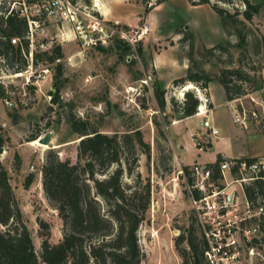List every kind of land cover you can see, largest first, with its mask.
<instances>
[{"label":"rangeland","instance_id":"374dc122","mask_svg":"<svg viewBox=\"0 0 264 264\" xmlns=\"http://www.w3.org/2000/svg\"><path fill=\"white\" fill-rule=\"evenodd\" d=\"M112 1L115 7L110 10L116 15H127L125 22L107 19L94 0H90V6L105 21L117 22L129 30L128 37L133 42L129 50L119 49L117 40L102 48L82 50L70 24L53 17L42 20L33 52L59 45L62 57L48 64L40 60L33 64L32 74L23 71L17 77L6 79V97L13 105L6 104L5 97L0 95V137L3 139L0 165L8 174L41 260L43 236L47 234L50 244L58 243L62 236V220L42 189L41 166L50 148L61 159L75 161L79 138L67 123L68 113L88 119L107 133L138 127L150 145V155L146 158L144 153H138L137 168L151 184L150 207L137 231L142 253L140 264H180L174 238L188 225L195 207L198 208L180 173L182 166L186 162L214 161L220 152L228 157L253 151L258 152L255 158L264 160V0H250L262 2L261 10L250 20L239 15L243 23L236 30L222 26L211 3L216 1L232 12L234 7H242L241 0H210L199 5H192L188 0H165L144 15L143 6L136 0ZM238 31L244 39H239ZM188 33L192 35L193 69L196 65L217 76L223 68L240 67L248 77L241 82L244 94L227 100L217 79L210 81L206 90L191 82L185 83L191 84L185 90L184 85L172 84L174 78L186 73L190 64L189 42H180ZM39 42L51 47L39 49L36 47ZM221 42L225 43V50H215L213 55L205 53V49ZM57 62L62 64L60 74L55 67ZM43 68H48V72L43 74ZM154 82L166 89L165 112L159 109L154 98ZM56 86L60 95L57 104L50 99ZM186 90H192L207 109V104L213 102L208 119L218 127L219 136L202 152L187 146L191 142L186 133L188 129H201L203 117L194 115L183 122L172 115L170 99L181 101ZM242 108L249 115L247 127L232 120L233 114ZM45 133L51 137L48 145L37 141ZM35 134L37 138L29 140ZM30 174L32 181L25 187ZM226 176V182H233L238 174L226 172ZM123 179L133 183L132 177L126 174ZM220 184L224 185L225 180ZM229 186L240 197L237 207L230 206L227 213L205 215V221L211 226L207 236L211 246H215L210 258L214 264H264V201L258 205V213L255 209L247 213L240 182ZM39 220L48 227H41Z\"/></svg>","mask_w":264,"mask_h":264},{"label":"trees","instance_id":"16d2710c","mask_svg":"<svg viewBox=\"0 0 264 264\" xmlns=\"http://www.w3.org/2000/svg\"><path fill=\"white\" fill-rule=\"evenodd\" d=\"M90 6V0H71ZM143 6L146 14L154 5L165 0H136ZM192 5L210 3V0H188ZM231 2L232 0H226ZM153 2V3H152ZM242 7L229 8L211 3V8L219 15L222 26L236 30L243 23V19L250 20L254 14L260 12L262 2L241 0ZM141 15V17H142ZM26 30V22L17 15L0 16V33L5 39H0V52L10 64L17 63L16 70L21 71L26 60L21 54L20 46L14 47L10 36L22 37ZM184 36L189 46L188 61L194 59L192 35ZM239 39L244 35L238 31ZM190 39V40H189ZM23 46L27 42L21 40ZM119 49L129 50L130 46L124 42L115 41ZM102 48V46H99ZM225 43H217L205 49L210 55L215 50H225ZM140 50V48H139ZM215 55V54H214ZM62 57L59 45L50 50H40L34 53L35 64L38 61L54 63ZM193 63V62H192ZM192 63L187 65L183 76L172 80L173 85H184L191 82L206 90L213 79H217L223 86L226 99L232 100L244 94L241 82L247 79L242 68H223L217 76L201 68L195 69ZM62 64L57 62L55 67L60 74ZM58 85V84H57ZM183 86V87H184ZM153 95L159 109L165 112L166 89L159 82L153 83ZM0 95L6 96L0 86ZM51 103H60L58 86L51 95ZM173 117L184 119L195 115L201 105L199 97L192 91L186 90L183 99H170ZM207 107L212 108L211 102ZM13 115V114H11ZM17 118L15 116L14 121ZM67 123L71 130L78 134L76 145V159H61L54 148H50L41 166V184L45 197L57 210L62 220V236L58 243L50 244L47 234L42 238L41 260L35 252L29 229L27 228L18 202L9 183L6 170L0 165V264H140L142 253L139 246L138 228L146 218L150 207L151 184L149 178H143L138 170V153L150 155V145L143 138L138 127L121 133L103 132L88 119L75 116L72 112L67 115ZM35 134L29 138H37ZM3 139L0 137V150ZM209 146V144H208ZM236 160L251 162L255 157L242 156L226 158L217 154L213 162H206L204 166L211 173L210 181L217 185L222 180L220 163ZM182 170L187 182L192 184L189 165L184 164ZM132 177L133 183L124 181V175ZM231 174L237 173V168L231 169ZM102 175V176H100ZM240 175V174H238ZM32 175H28L24 185L28 187ZM242 191L251 208H256L264 201V170H260L256 177L241 182ZM194 199L198 200L200 192L193 189ZM196 212V213H195ZM198 212L193 210L188 225L174 238V247L180 257V264H212L209 257L211 251L210 239L206 233L211 231L209 223L203 222ZM39 225L47 228V224L39 220ZM221 249H219L220 251Z\"/></svg>","mask_w":264,"mask_h":264},{"label":"built area","instance_id":"2783aa9c","mask_svg":"<svg viewBox=\"0 0 264 264\" xmlns=\"http://www.w3.org/2000/svg\"><path fill=\"white\" fill-rule=\"evenodd\" d=\"M8 15H17L22 17L26 22V30L22 37L10 36V43L14 47L20 46L21 54L26 60V67L18 71L17 63L10 64L6 61L3 53L0 52V86L5 90L6 96L8 93L6 79L19 76L23 71L32 74V67L35 64L33 48L34 42L37 38L38 31L41 27L43 19H50L51 17L58 21L68 23L73 31V36L78 42L82 50H88L97 48L99 46H106L113 40L124 42L128 45H132L133 42L128 37V29L122 28L117 22H109L102 19L98 12H95L91 6L83 5L81 3H73L71 0H0V16L7 17ZM0 39H5V36L0 33ZM27 42V46H23L22 41ZM137 41L135 40V43ZM36 47L39 49H48L51 44L46 42H39ZM1 50V47H0ZM48 68H43L42 73H47ZM30 76V75H29ZM41 78L43 75H40ZM29 81V79H28ZM4 96V101L8 105H13L8 97ZM209 109L204 107H198L195 115L202 116L203 119L200 122L201 129L189 133V139L193 147L198 152L204 151L207 144L214 138H218L219 130L213 123L212 119H208ZM255 116V112L251 114ZM232 120L234 123H238L244 127L247 126L249 115L245 108L236 111L233 114ZM189 165L190 176H192V184L187 182V177L182 168L180 173L183 174L188 187L189 195L191 196L196 211L200 219L204 222L205 215L210 212H223L229 210L230 206L235 205L237 207V198H240L235 194L234 190H229V185L233 182H241L252 179L257 176L260 170H264V160L257 159L246 161H223L220 163V171L222 179L225 180L224 185H217L210 181V169L204 166V163L193 162ZM237 168V173L240 174L234 178L233 182H226V172L231 173V169ZM220 184V182H219ZM193 189H197L200 192L198 200L194 199ZM242 189V187H241ZM243 192V191H242ZM244 195V193H243ZM211 198V199H210ZM245 198V196L243 197ZM259 207L251 208L249 203L245 199V211L250 213L252 210L259 212ZM203 217V218H201ZM206 223H209L205 221ZM249 232V231H247ZM213 233V232H211ZM208 235V233H206ZM214 234V233H213ZM215 248V246L211 247ZM219 247L217 250L219 251ZM210 257V254H209ZM212 264L214 261L211 259Z\"/></svg>","mask_w":264,"mask_h":264},{"label":"crops","instance_id":"0c3cea01","mask_svg":"<svg viewBox=\"0 0 264 264\" xmlns=\"http://www.w3.org/2000/svg\"><path fill=\"white\" fill-rule=\"evenodd\" d=\"M99 1V3L101 4L100 6H99V8H98V10L100 11V13L102 14V15H105V17L107 18V19H114V18H116V19H120L121 21H126V19L128 18V16L127 15H116V14H114V13H112V10H110V7L111 8H114L115 7V2H113L112 0H98ZM184 66H185V64H183ZM211 104L213 105V102L211 101ZM213 109V107L212 108H210V110H212ZM192 116H194V115H192ZM192 116H189V117H187V118H184V119H180L181 121H183V122H186V121H188ZM248 123H249V121H248ZM215 124V123H214ZM216 126V125H215ZM217 127V126H216ZM247 127V126H246ZM218 128V127H217ZM191 132H193V130L192 129H188V131H187V133H186V135H189V133H191ZM187 146H191L192 147V144L191 143H188L187 144ZM218 154H221L222 156H224V157H226V158H238V157H242V156H250V157H254V156H256V155H258V152H248V153H246V155H240V156H225L222 152H220V153H218ZM213 160H209V161H198V162H200V163H206V162H212ZM187 164H189L190 162H186Z\"/></svg>","mask_w":264,"mask_h":264},{"label":"water","instance_id":"95a60500","mask_svg":"<svg viewBox=\"0 0 264 264\" xmlns=\"http://www.w3.org/2000/svg\"><path fill=\"white\" fill-rule=\"evenodd\" d=\"M49 93L51 94V91H49ZM37 140L39 143H43V144L48 145L50 143L51 137H50L49 133H45V134L41 135L40 137H38Z\"/></svg>","mask_w":264,"mask_h":264},{"label":"bare ground","instance_id":"6f19581e","mask_svg":"<svg viewBox=\"0 0 264 264\" xmlns=\"http://www.w3.org/2000/svg\"><path fill=\"white\" fill-rule=\"evenodd\" d=\"M94 2H95V6L97 5L98 7L100 6V3H99V1L98 0H94ZM191 86V84H189V85H185L184 87H183V90H185V89H187V88H189ZM200 108H203V104L201 103V105H200ZM38 141V140H37ZM46 145H43L42 147H45Z\"/></svg>","mask_w":264,"mask_h":264}]
</instances>
